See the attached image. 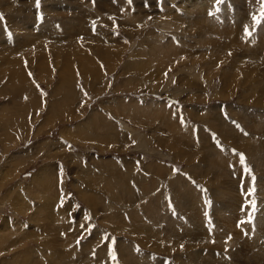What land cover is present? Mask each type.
<instances>
[{
	"label": "rangeland",
	"instance_id": "374dc122",
	"mask_svg": "<svg viewBox=\"0 0 264 264\" xmlns=\"http://www.w3.org/2000/svg\"><path fill=\"white\" fill-rule=\"evenodd\" d=\"M254 15L0 0V264H264Z\"/></svg>",
	"mask_w": 264,
	"mask_h": 264
},
{
	"label": "snow or ice",
	"instance_id": "6c2138e0",
	"mask_svg": "<svg viewBox=\"0 0 264 264\" xmlns=\"http://www.w3.org/2000/svg\"><path fill=\"white\" fill-rule=\"evenodd\" d=\"M217 4H221L224 2V0H216ZM258 2L260 3V15L259 16H252V21L254 22L255 25L257 26H264V0H258ZM129 3H131V0H129ZM40 5V0H36V6L39 7ZM216 11L218 12L219 11V7H217ZM209 15H213V13H209ZM0 19H2V17H0ZM245 34L248 35V36H251L252 33L249 32L247 29H245ZM247 134V133H245ZM240 162L241 164H244L245 163V158L244 156L241 154L240 156ZM245 171L251 172V170L245 168ZM252 181L255 182V176H252ZM255 193V187L253 186L252 189L250 190L249 192V195H254ZM252 209H253V215L255 213V209H256V204H255V201L253 200L252 202V205H251ZM253 221L250 219L248 221H245V222H242V223H249L251 224ZM113 260H115V255L113 254Z\"/></svg>",
	"mask_w": 264,
	"mask_h": 264
},
{
	"label": "bare ground",
	"instance_id": "6f19581e",
	"mask_svg": "<svg viewBox=\"0 0 264 264\" xmlns=\"http://www.w3.org/2000/svg\"><path fill=\"white\" fill-rule=\"evenodd\" d=\"M248 15V14H247ZM221 18V17H220ZM219 19V18H218ZM260 28V27H259ZM205 30V29H204ZM224 30V29H223ZM203 32V31H202ZM201 33V32H200ZM206 33V32H205ZM212 33V32H211ZM208 34V33H207ZM203 35H205V34H203ZM201 36V35H200ZM205 38V37H204ZM203 41V40H202ZM205 41V40H204ZM249 43H251V42H249ZM155 46V45H154ZM205 46V45H204ZM249 46V45H248ZM152 47V46H151ZM250 47V46H249ZM156 48V47H155ZM170 49V48H169ZM212 49H214V48H212ZM261 49V48H260ZM174 50V49H173ZM258 50V49H257ZM160 51V50H159ZM225 51V50H224ZM257 53V52H256ZM222 54V53H221ZM262 54V53H261ZM212 58H213V56H212ZM222 58V57H221ZM218 65V64H217ZM263 66V65H262ZM257 67V66H256ZM264 69V68H263ZM262 72H264V71H262ZM264 74V73H263ZM254 125V124H253ZM224 132V131H223ZM238 135V134H237ZM263 147V146H262ZM257 149V148H256ZM262 152V151H261ZM252 153H254V152H252ZM251 153V154H252ZM254 155V154H253ZM262 157V156H261ZM261 157H260V159H261ZM263 160V159H262ZM264 178V177H263ZM215 200V199H214ZM237 203V202H236ZM237 210V209H236ZM185 211V210H184ZM235 211V210H234ZM203 213H204V211H203ZM203 215V214H202ZM234 216V215H233ZM243 217H245L244 215H243ZM261 219V218H260ZM232 220V219H231ZM175 222H176V220H172L171 221V224H172V227H174L175 225ZM234 222V221H233ZM258 222L259 223H261L259 220H258ZM263 222V221H262ZM234 224V223H233ZM262 224H264V223H262ZM262 226V225H261ZM206 230V229H205ZM259 231V230H258ZM261 231H262V229H261ZM261 231H259V232H261ZM263 231H264V229H263ZM208 232L209 231H207V235H208ZM258 233V232H257ZM257 233H256V235H257ZM189 247V246H188Z\"/></svg>",
	"mask_w": 264,
	"mask_h": 264
}]
</instances>
